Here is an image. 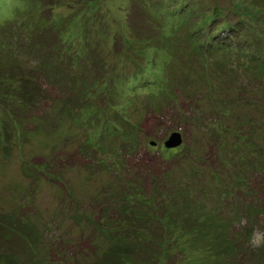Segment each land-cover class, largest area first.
Listing matches in <instances>:
<instances>
[{"label": "rangeland", "instance_id": "rangeland-1", "mask_svg": "<svg viewBox=\"0 0 264 264\" xmlns=\"http://www.w3.org/2000/svg\"><path fill=\"white\" fill-rule=\"evenodd\" d=\"M254 15L264 0H0L7 250L32 264H264L261 36L246 31L257 63L197 44ZM51 25L85 57L70 87L33 49Z\"/></svg>", "mask_w": 264, "mask_h": 264}, {"label": "trees", "instance_id": "trees-1", "mask_svg": "<svg viewBox=\"0 0 264 264\" xmlns=\"http://www.w3.org/2000/svg\"><path fill=\"white\" fill-rule=\"evenodd\" d=\"M171 15H174L178 18L181 16L179 15V13H171ZM256 16L257 15H254L255 22H252L251 20L241 21L239 19L241 23H239V21L238 23L234 22L233 26H231L230 24L226 26L227 21H221L220 24L222 23L225 25H223L222 27H220L219 25L216 31H212L211 34L208 35L204 40L197 42L198 47H201L202 49L208 51H210V48H214L216 49V51L222 54L233 53L232 51L239 54H248L249 59L253 60L254 62L256 61L257 63L259 61L257 54L255 55L257 46H255L254 44V40L256 37L253 38L252 36L247 34L248 31H251L252 35H258L260 33L259 36L261 37L259 38L257 45L262 46L261 48L264 49V30L260 32L253 27L256 23H264V17L259 18ZM165 17L167 16L165 15ZM213 19H215V17L209 18L208 21H212ZM6 24V22L0 24V30L4 26H6ZM242 32H244V34ZM65 35V30L60 29V27H54L53 25H51L50 27H46L43 31H40L36 37H34L33 42L35 48L33 47V49L35 51H42V55L44 58L42 64L46 68H48V70L57 73V76H60V78L63 77L65 79V82L63 84L67 87H70L72 84L71 81L74 80V73L72 70L74 69V67H76L75 55H78V62H82L85 57L80 56L79 52L74 55L72 52H70L72 48V46H70L71 41L66 42L67 38L65 37ZM233 40V45L235 47H232ZM63 45L64 47H61ZM253 56L254 59H252ZM2 72L4 71L0 70V78ZM26 95L28 96V101L34 96L31 93ZM0 99L3 105L2 109L6 110V105L8 103L7 99L4 100V95L2 96V94L0 95ZM247 169H249V167H247L245 170ZM254 169L251 168L250 174L255 172ZM258 171L259 170H257L256 172ZM250 187L251 185L248 188H252V190L254 189L253 187ZM14 228L15 227L13 226V223L0 224V231L5 232L6 234L14 231ZM10 238V236H0V264H32L28 262L27 259L21 260L19 256L14 255L7 250L9 247L8 243L11 240ZM12 238L15 239V236H12ZM25 242H29V240ZM27 251L28 250H26V252Z\"/></svg>", "mask_w": 264, "mask_h": 264}, {"label": "water", "instance_id": "water-1", "mask_svg": "<svg viewBox=\"0 0 264 264\" xmlns=\"http://www.w3.org/2000/svg\"><path fill=\"white\" fill-rule=\"evenodd\" d=\"M182 141L181 134L178 131L170 133L167 140L164 141L166 148H174L180 145Z\"/></svg>", "mask_w": 264, "mask_h": 264}]
</instances>
